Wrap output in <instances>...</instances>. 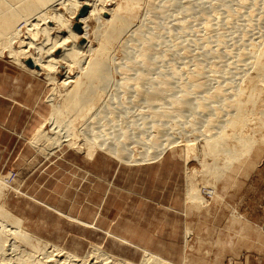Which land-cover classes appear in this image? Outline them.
I'll return each instance as SVG.
<instances>
[{"label": "rangeland", "instance_id": "374dc122", "mask_svg": "<svg viewBox=\"0 0 264 264\" xmlns=\"http://www.w3.org/2000/svg\"><path fill=\"white\" fill-rule=\"evenodd\" d=\"M78 1L82 0H65L55 8L70 25L81 14L75 6ZM181 1L170 10L165 4L169 0L141 2L131 28L107 53L103 69L111 82L94 84L100 86L94 93H102L96 109L112 94L118 96L117 108L112 105L117 111L108 117L86 110L77 117L65 114L62 128L70 116L74 121L71 146L35 136L41 128L54 135L51 101L66 105L67 93L75 86L65 85V78L77 77L76 89L82 92L95 76L64 63L48 77V71L37 74L24 66V56L12 58L10 48L17 51L21 42L34 43L30 54L39 47L51 49L52 40L47 44L41 29L56 24L39 21L34 30L38 36L32 37L25 17L30 11H47L50 1L0 0V207L16 217L31 238L28 245L15 240L23 248L19 254L31 253L39 245L41 250L33 253L36 258L42 257L45 247L63 261L65 254L87 260L103 252L130 264H141L147 254L169 264H264V81L258 82L254 66L257 54L264 51V0ZM189 1L195 4L186 10ZM119 3L126 5L125 0H106L98 6L109 9ZM110 17L104 13L100 22L94 17L87 24L86 40L96 49ZM15 30H21L20 37H15ZM62 31L66 35L67 29ZM153 35L160 40L152 41L154 46L144 53L141 45L152 43ZM140 37L142 41H137ZM6 41L12 42L10 48ZM54 54L59 56L60 51ZM91 55L86 54L84 62ZM147 61L150 64H143ZM140 72L145 73L138 77ZM252 80H258L255 104L247 97ZM157 89L160 95L151 103L145 95ZM239 90L246 95L239 97ZM186 92L190 93L186 99H195L193 103L201 107L187 111L182 104L171 105ZM239 103L244 105L245 120L236 116ZM88 129L89 135L93 129L96 134L105 129L107 142L119 140L132 147L133 161L98 146L88 154L84 145ZM156 132H161L158 144L164 141L167 148L153 159L160 148L152 145L148 150L143 142ZM219 135L226 150H235L236 160L205 147L207 139ZM239 138L249 144L242 148ZM146 153L151 157L142 162ZM192 189L197 201L189 198Z\"/></svg>", "mask_w": 264, "mask_h": 264}, {"label": "bare ground", "instance_id": "6f19581e", "mask_svg": "<svg viewBox=\"0 0 264 264\" xmlns=\"http://www.w3.org/2000/svg\"><path fill=\"white\" fill-rule=\"evenodd\" d=\"M49 1H50V3H49V5L46 8L47 11L46 10L30 11L29 15H28V13L26 14L28 16L25 15L26 17H25L24 22L26 23V27H27V30H28V33L30 34V36L36 37V38H37L39 32L37 33V31H34V30H35V28H37L39 21H43L44 20L45 23L53 21L56 24V26H54V28H53V27H49L48 23H47L46 26L41 29V32L45 35L46 39L47 40H49V39L52 40V45L53 46L51 47V49L49 48L50 50L48 49V51L45 52L46 48L44 49L43 47H39V48H37L35 50V54H30L28 49H29V47H32L34 45V43L31 42V41L27 43V46H25L24 42H21L17 51H15L14 49L10 48V46H12V42L11 41H6L5 43H6L7 48H10V50H9L10 53L9 54H10V56L12 58H14L15 60L18 61L21 56H24V62L21 60L23 62V65L26 66L27 68L30 67V69L33 70L34 72H37V74H40L41 70L42 71L44 70V71H48L47 76L50 77V75H51L50 73L53 72V70H55V69L57 70L59 67H62V65L64 66V63H66L68 65V69L70 67H72V66H78L80 68L81 72L84 71V73L87 74V75L92 74V75L95 76L94 79H92L90 82H88L90 84L86 85L88 89L85 87L86 89H84L82 92H81V90L79 92V90L76 89V85L80 84V82L78 81L77 77L76 78L75 77L72 78L70 76L66 77L65 81H64L65 85H70L71 83H74L75 86H73V89L71 91H69V93H67L68 97H67V100L65 101L66 102V105H64L65 107L62 106L60 103H56V102L54 103L53 101H51L52 105H53V108H54V111H53V115H52V118H51L50 121H51V124H52V131H54V135L53 136H48V133L46 134L44 131H42L43 128H41L37 132V134L35 136V137H38L37 139L44 138L47 141L54 140L53 143H57L59 145L63 144V143H68V145L73 146V145H75V143L73 142V136H72L73 135V130L75 129L74 128V121L70 120V117H71L70 116L69 119L67 118L68 121H66L64 128H62L61 121L63 120L62 119L63 116L65 117V114L74 113L76 115V116L75 115L74 116L77 117V115L83 114L82 112L80 113V111L86 110V112L85 111L84 112L86 114H89V115H94V114L101 115V113L104 112V114H106V116L108 117V115H111V114H113L114 112L117 111V109H114V108H117V107H114V104L116 103V101L114 99L117 100L118 96H116V98H115V96H112V94L108 95L109 97L110 96L111 97H110V99H109V97H107L105 105L103 104V106H101L100 108L96 109V105H97L98 99L101 98V94L102 93H100L101 91H99V93H97V94L94 93L95 92L94 88L97 89L98 87H100V86H97V85L94 86V84L103 83V84L106 85V84H109L111 82L107 78L108 73L104 72V69H103L108 64V55H107V53L112 48L114 43L119 41L121 39V37L127 32V30L129 31V29L131 28V25L133 23V19L135 18L134 12H135V10L138 8V6L141 4V2L143 0H125L126 1V5H123L122 3H119L118 5L114 6L113 8H109V9H107L103 5H102V7L98 6L99 3L103 2V1H106V0H82V1H78L75 6L78 8V10L81 9V12H80L81 14H80V17L77 18V20H76L77 22H76L75 25L74 24L70 25V23H68V21L65 22V20L62 18V16L59 13L56 12V10H57L56 6L63 4V2L65 0L64 1L63 0H55V1L48 0V2ZM179 1H181V0H169L168 3L167 2L165 3V4H167V9L170 10L173 7H176V5H178L180 3ZM193 1L198 4L200 2L201 3L202 2H207L208 0H193ZM195 3H192V2H190L188 4L185 3L186 7L184 5L183 8L184 9L186 8V10H189V9H191L193 7L192 4H195ZM43 4H46V2H44ZM55 8H56V10H55ZM85 9H86L87 13L82 16V14L85 13L84 12ZM48 10L49 11L53 10V11H52V13L49 14ZM104 13L110 14L111 17H110L109 20L106 21V25H108V28L105 29L104 32L102 33V35H101L102 36V41H101L99 47L96 49L93 46H91L90 43L87 42V40H86L87 39V29H88L87 24L94 17L95 18L97 17V19H98L97 21L100 22L101 21V14H104ZM20 15H21V17L24 16L23 13H20ZM20 15H19L18 18H20ZM47 15H49V16H47ZM126 15H128V16H126ZM162 21H164V20H162ZM33 23H35V24H33ZM61 23H63V25ZM65 27L67 29L66 35H64L65 32L63 34V31H62V30H66ZM203 27H204V25H203ZM76 29H78L79 31L76 30ZM55 30H57V32H56L57 35L54 37V40H53V37L51 38V36H52V32H54ZM19 31H21V30H19ZM19 31L15 30V32H14L15 37L19 36ZM77 31H78V33H77ZM138 35H140V33ZM153 37H154V35H153ZM133 38H134V36H133ZM50 40H49V42H46V43L47 44L50 43ZM155 40L159 41L160 39L158 40L157 37H154L153 39H150L151 42L155 41ZM71 41L73 43L71 45H69L68 43L71 42ZM79 41L82 42V45H80V46L78 44ZM137 41H142L141 37ZM136 43H138V42H136ZM24 46L27 47V48L25 49ZM153 46H154L153 42L148 44V42H146V41H144L142 43V45H141V47L146 50V51H144V53L149 51L148 49H150ZM59 51H60V55L56 56V54H54V53L55 52L59 53ZM89 53L92 54L93 56L91 55L90 60H88V62L87 61L84 62V59H85L84 56L86 54H89ZM141 56L145 57V55L143 53L141 54ZM146 60H147V57L145 58V61ZM143 64H150V63L147 61V62H144ZM254 66H256V68L258 70L257 79L259 78V81L258 80H252V82L254 83V87H253L251 93L247 94V97L249 98V101L252 102L253 104L256 103L255 99L257 100L256 92H257L258 89H257V85H256L257 82L256 81H258V82L264 81V51L261 54H257ZM144 73H142V72L138 73L139 74L138 77L144 75ZM147 74H149V73L147 72ZM196 74H200V72L198 71V73H196ZM187 76H188V74H187ZM125 77L123 76V78H125ZM193 77L194 76H192V78ZM208 77H209V75H208ZM188 78H189V76H188ZM190 78H191V76H190ZM196 78H198L197 75H196ZM236 78H238V77H236ZM136 79L139 80L138 78H136ZM210 79H214V78L212 77ZM140 80H141V78H140ZM215 80H216V78H215ZM217 80H219V79H217ZM81 84H82V86H84L85 82H84V84L81 82ZM194 84L196 85L197 83H194ZM182 87H183V85L181 86V88ZM215 87L218 88V86H215ZM118 89H119V87H118ZM133 89H135V88H133ZM151 89H154V88L152 87ZM178 89H180V88H178ZM88 90H89V92H87ZM215 90H217V89H215ZM218 90H220V89H218ZM91 91H92V94H91ZM154 91H155V89H154ZM156 91H158V92L157 93L153 92V93L145 95L146 97H149L147 100H149L150 102L152 101L151 103H154L153 100L158 99V97H159L158 94L160 95L159 90L157 89ZM96 92H98V91H96ZM184 92H183V94H184ZM88 93H89V95H88ZM188 94L190 95V93H188V92H186L185 95H183V96H181L182 94L181 95L179 94L180 95V97H179L178 93H176L175 95L178 96L177 98H175L174 95H173V98H172V96L170 95L171 100L175 98L174 100H172L171 105H173V107H174V106H178V104H182L185 107L184 109H186L187 111H190L191 109H194V108L201 107V105H199L197 102H195L196 105L193 103V101H195V99H193V98H192L193 100L190 99V98L186 99ZM222 95H223V93H222ZM244 95H246V91L245 90H239V97H242V96L244 97ZM205 100H209V99L206 98ZM155 102H157V101H155ZM112 105H113L114 108L112 107ZM115 106H117V105H115ZM243 107H244V105L242 103H239V107L237 109L236 116L239 115L240 118H243V120H245ZM200 110H201V108H200ZM174 111H179V113H177L179 115L181 113L183 114L182 110H179V109L175 108ZM92 112H93V114H91ZM171 114H173V112ZM119 115H121V114H119ZM66 116L68 117V115H66ZM96 117H98V116H96ZM102 128H103V126H102ZM90 129H88L87 131L84 132V134L87 135L84 138V143H85L84 145L88 146V149H89L88 154L93 155L95 153V147L98 146V148H101L102 150L105 149V150H107V152L116 155L120 159L127 158V159H125L126 161H128V162L133 161V160H131L132 159V155H133V153L131 151L133 149L132 147L129 148V146H127L126 143H123V141L121 142L119 140L111 142V143L107 142L108 140L105 137L108 136V135L105 136V134H104L105 133L104 132L105 129L104 130L102 129L97 134L94 133L95 130L93 129V130H91V135H89ZM160 133L161 132H156V134L154 135L155 137L152 135V137H154L153 141H152V137H150V139H146L145 140L146 142H143L146 147L148 146V148H149L148 150H150V148L153 147L152 145L160 148V153L158 155L154 156L153 159H156V158L160 157V155L164 152L163 150H165L167 148L166 144H163L164 141L162 143L158 144L157 140L159 138ZM55 140H56V142H55ZM223 140H224V138H222L221 135L211 137L210 139L206 140L205 147L206 148L207 147L210 148L212 153H214V154L220 153L221 151L223 153H225V154H228L229 156H231L229 161L236 160V157H235L236 155L234 156L235 150H233V151H231L229 149L226 150L223 147V144H224ZM140 142H142V141H140ZM170 143H176V141H170ZM239 143H240V145H242V148L249 144V143H245V141L243 139H241V138H239ZM126 151H127V156L125 154ZM202 153H203V151H202ZM203 155H204V157H208L209 156L206 153H203ZM149 157H151V155L146 153L145 155H143V158L141 159V161L142 162L148 161L149 159H147V158H149ZM242 163H243V161H242ZM219 165H220V163H219ZM215 184H216V182H215ZM1 190H2V184L0 183V192H1ZM3 193H4V190H3ZM189 198H190V200H194V201H197L199 199V197L197 195V191L195 189L190 190ZM208 209H209V207H208ZM238 234H239V232H238ZM16 239H20L24 243L27 242V244H25V245H28L31 238L28 235V233H25L22 230L20 221L18 219H16V217H13L10 213L6 212V210L4 211V209L2 207H0V264H65V262L69 263V261L72 262L73 264H79V263L80 264H87L89 262V259H91V263L90 264H96L97 260H99V261L102 260L101 264H130V263L124 262V261L119 260V259H114V258L108 256L109 254H105L103 252H100L101 254L97 253L98 254L97 256H92V255L90 256L89 255L90 257L88 256L87 260H79L75 256H71V255L65 254L64 255V261H63L61 259V257L59 258V256L54 255L52 252H47L45 250L44 245H43L44 249H42V252L40 253L42 255V257L41 258H36L35 254H33V253H35V251H37V250L38 251L41 250V249L39 250V245H38V248L37 247H33V251L31 253L30 252H28V253L26 252L25 255L19 254L20 252H18V251H22L23 248L21 249L20 248L21 246H17V242L15 243ZM9 251L10 252L12 251L11 253H14V254L13 255H8ZM93 257H95V259H96V260H94L95 262H93V260H92ZM141 264H169V263H167V261H164L163 259H160L157 256H154L152 254H147Z\"/></svg>", "mask_w": 264, "mask_h": 264}, {"label": "water", "instance_id": "95a60500", "mask_svg": "<svg viewBox=\"0 0 264 264\" xmlns=\"http://www.w3.org/2000/svg\"><path fill=\"white\" fill-rule=\"evenodd\" d=\"M84 12H85V13H84V14H82V15H85V14H86V9L84 10Z\"/></svg>", "mask_w": 264, "mask_h": 264}]
</instances>
